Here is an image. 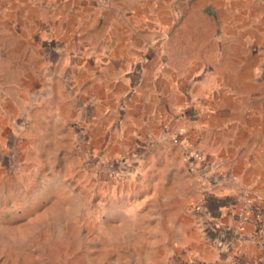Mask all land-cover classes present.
Returning <instances> with one entry per match:
<instances>
[{"label":"crops","instance_id":"0c3cea01","mask_svg":"<svg viewBox=\"0 0 264 264\" xmlns=\"http://www.w3.org/2000/svg\"><path fill=\"white\" fill-rule=\"evenodd\" d=\"M106 1L0 10L30 45L31 71H107L109 115L121 90L142 101L128 122L167 173L141 185L166 210L150 231L161 252L177 264H264V0ZM201 202L207 210L187 207Z\"/></svg>","mask_w":264,"mask_h":264},{"label":"rangeland","instance_id":"374dc122","mask_svg":"<svg viewBox=\"0 0 264 264\" xmlns=\"http://www.w3.org/2000/svg\"><path fill=\"white\" fill-rule=\"evenodd\" d=\"M6 23L0 10V264L176 263L150 235L166 210L141 185L167 173L129 125L142 101L121 90L109 115L107 71H31Z\"/></svg>","mask_w":264,"mask_h":264},{"label":"built area","instance_id":"2783aa9c","mask_svg":"<svg viewBox=\"0 0 264 264\" xmlns=\"http://www.w3.org/2000/svg\"><path fill=\"white\" fill-rule=\"evenodd\" d=\"M182 141H183V140L173 139L172 142H173V144H175V145H180V144H182ZM187 152H188V151H187ZM189 156H190V154H189ZM234 233H235V235H237V236H240V235H241L240 224L237 225V227L234 229ZM223 240L226 242L225 234H224V236H223ZM174 264H177V263H174Z\"/></svg>","mask_w":264,"mask_h":264},{"label":"water","instance_id":"95a60500","mask_svg":"<svg viewBox=\"0 0 264 264\" xmlns=\"http://www.w3.org/2000/svg\"><path fill=\"white\" fill-rule=\"evenodd\" d=\"M207 12L210 14V13H211V10L208 9ZM231 232H232V229H231V228H229V229L225 232V238H226L227 241L230 239Z\"/></svg>","mask_w":264,"mask_h":264}]
</instances>
